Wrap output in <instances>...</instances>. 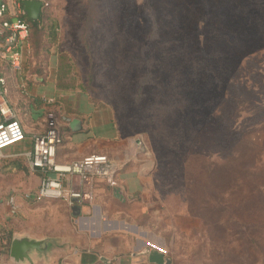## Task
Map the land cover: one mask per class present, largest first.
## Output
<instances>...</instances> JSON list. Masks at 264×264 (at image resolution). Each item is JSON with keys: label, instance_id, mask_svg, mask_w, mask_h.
<instances>
[{"label": "rangeland", "instance_id": "rangeland-1", "mask_svg": "<svg viewBox=\"0 0 264 264\" xmlns=\"http://www.w3.org/2000/svg\"><path fill=\"white\" fill-rule=\"evenodd\" d=\"M45 3L78 82L150 162L145 246L264 264V0Z\"/></svg>", "mask_w": 264, "mask_h": 264}, {"label": "crops", "instance_id": "crops-1", "mask_svg": "<svg viewBox=\"0 0 264 264\" xmlns=\"http://www.w3.org/2000/svg\"><path fill=\"white\" fill-rule=\"evenodd\" d=\"M22 1L4 3L13 12L14 4L22 10ZM8 14L5 18L12 19ZM42 14L47 10L41 11L40 18ZM47 23L30 29L19 70L0 55V77L6 81L8 101L26 135L24 141L7 147L5 158L0 159V237H6L0 240V264H16L9 258L10 241L24 236L44 241L47 248L41 254L31 252L29 262L21 264H150L146 253L156 248L145 246V230L150 215L163 211L158 197L157 204L144 200L149 194L150 162L142 157L136 141L120 136L109 108L95 104L86 94L58 41L59 30ZM49 115L56 119L62 138L56 161L107 155L123 164L116 187L94 181L89 204L34 200L41 174L17 155L31 150L29 137L42 133ZM61 212L69 217L65 234L52 228L53 218ZM44 226H48L45 231Z\"/></svg>", "mask_w": 264, "mask_h": 264}, {"label": "built area", "instance_id": "built-area-1", "mask_svg": "<svg viewBox=\"0 0 264 264\" xmlns=\"http://www.w3.org/2000/svg\"><path fill=\"white\" fill-rule=\"evenodd\" d=\"M27 1L41 2L42 10L47 7L45 0ZM14 6L13 12H8L4 0H0V55L12 69L19 70L22 45L28 38L29 25L21 8L17 4ZM8 13H11L12 19L5 18ZM25 139L17 113L8 101L6 81L0 77V159L5 158L3 151L7 147ZM29 139L31 150L17 156L27 161L30 170L41 174L34 195L36 202L64 201L68 206L89 204L93 200L91 187L94 181L104 182L111 188L117 186L116 176L123 164L107 155L94 153L67 163L56 161L62 138L52 115L46 121L45 130L32 134Z\"/></svg>", "mask_w": 264, "mask_h": 264}, {"label": "water", "instance_id": "water-1", "mask_svg": "<svg viewBox=\"0 0 264 264\" xmlns=\"http://www.w3.org/2000/svg\"><path fill=\"white\" fill-rule=\"evenodd\" d=\"M22 14L31 22H37L42 11V3L24 0L21 2ZM44 241H35L26 236L12 237L9 245V258L16 264L29 262L30 253H44L46 251ZM147 261L150 264H172L169 257L162 252L151 249L146 253Z\"/></svg>", "mask_w": 264, "mask_h": 264}, {"label": "trees", "instance_id": "trees-1", "mask_svg": "<svg viewBox=\"0 0 264 264\" xmlns=\"http://www.w3.org/2000/svg\"><path fill=\"white\" fill-rule=\"evenodd\" d=\"M46 8H44V10H45ZM27 21V23H28V25H29V35H30V29H34V31H35V29H37V27L38 26H40V25H43V24H45V23H47L48 21H49V17L47 16V14H45V15H41V18H40V21H38V22H31V21H29V20H26ZM49 26H54V24H52L51 23V25H50V23L48 22L47 23ZM29 35H28V37H29ZM152 37H153V35H152ZM28 39V38H27ZM1 239L0 240H3V239H6V237H4V236H2V237H0ZM5 246V248L7 247V244H5L4 245Z\"/></svg>", "mask_w": 264, "mask_h": 264}]
</instances>
